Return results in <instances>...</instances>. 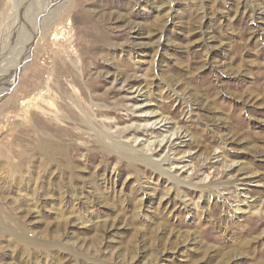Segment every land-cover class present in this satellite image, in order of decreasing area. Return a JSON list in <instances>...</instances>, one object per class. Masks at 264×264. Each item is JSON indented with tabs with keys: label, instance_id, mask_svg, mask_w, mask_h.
Masks as SVG:
<instances>
[{
	"label": "rangeland",
	"instance_id": "1",
	"mask_svg": "<svg viewBox=\"0 0 264 264\" xmlns=\"http://www.w3.org/2000/svg\"><path fill=\"white\" fill-rule=\"evenodd\" d=\"M2 1L0 264H264V0Z\"/></svg>",
	"mask_w": 264,
	"mask_h": 264
},
{
	"label": "bare ground",
	"instance_id": "2",
	"mask_svg": "<svg viewBox=\"0 0 264 264\" xmlns=\"http://www.w3.org/2000/svg\"><path fill=\"white\" fill-rule=\"evenodd\" d=\"M64 2H65V0H6L4 5H6L5 7L7 8L8 18L14 16L13 18L16 19L17 14L21 11L22 17H24L27 20V22L29 23L30 27L26 28V31L29 34V40L33 42L34 40H36V38H38L40 35H42L44 31H46V28L49 26V23L53 22L55 17H58V13L61 11V8H62ZM8 3L10 4L9 6H7ZM19 25H20V23H18L17 27ZM24 27L25 26H23L22 29H24ZM10 28L12 29L13 27H10ZM4 30H5V32H7L8 31L7 27H5ZM18 30L19 29H17L16 32H14L13 39L11 38V35L5 36L6 39H9L7 46H5L6 48L8 47L9 51L11 50V46L13 47V44H11L12 41H15L17 39L16 34L19 33ZM0 49H2L1 46H0ZM2 51H3V49H2ZM5 51H7V50H5ZM8 53L4 54V53H1V51H0V91H1L2 87H3V90L10 87L9 83L13 81V78L17 73V69L21 66L20 64L23 61V59H21V54L15 53L14 55H11V54L8 55ZM158 119H159L158 123L162 122V120H163L162 117L161 118L157 117L153 120V122H156ZM163 126H164V123H163ZM175 131H176V129H175ZM176 133L178 135V131ZM179 134L181 135L182 132ZM168 141H169V139H166V142L164 145H166L168 143ZM73 148H76V147H73ZM68 149H69V147H68ZM119 149L121 150V153L122 154L124 153L125 155L129 154V152H133V150L126 149L124 147H121V148L119 147ZM69 150L71 151V148ZM132 154H134V153H132ZM218 157H220V156L219 155L212 156V158H218ZM84 158L86 160V166L90 167L93 165V163L98 161L99 158H102V155L100 154L99 151H97V152L96 151H86L84 154ZM135 161L140 162V164L144 163L145 165L151 167L153 169V171L154 170H157V171L160 170L159 165L147 157L146 158H138ZM226 167H229V165H227ZM249 177L250 176H248L247 173H245V176L241 179V180H243V182H241L240 184L246 185L248 183L246 179ZM168 178H170L173 181L174 185L179 184V181L172 174H168ZM236 180H238V179H236Z\"/></svg>",
	"mask_w": 264,
	"mask_h": 264
}]
</instances>
